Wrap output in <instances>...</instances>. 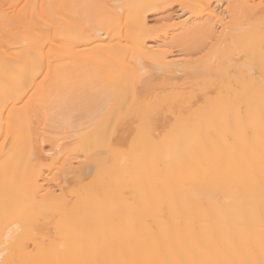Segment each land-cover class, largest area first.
<instances>
[{
	"label": "bare ground",
	"instance_id": "obj_1",
	"mask_svg": "<svg viewBox=\"0 0 264 264\" xmlns=\"http://www.w3.org/2000/svg\"><path fill=\"white\" fill-rule=\"evenodd\" d=\"M0 264H264V0H0Z\"/></svg>",
	"mask_w": 264,
	"mask_h": 264
}]
</instances>
